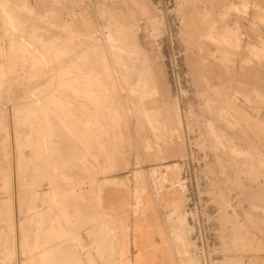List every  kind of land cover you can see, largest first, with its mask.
I'll return each instance as SVG.
<instances>
[{"label":"rangeland","instance_id":"rangeland-1","mask_svg":"<svg viewBox=\"0 0 264 264\" xmlns=\"http://www.w3.org/2000/svg\"><path fill=\"white\" fill-rule=\"evenodd\" d=\"M259 160L264 0H0L1 264H264Z\"/></svg>","mask_w":264,"mask_h":264},{"label":"crops","instance_id":"crops-1","mask_svg":"<svg viewBox=\"0 0 264 264\" xmlns=\"http://www.w3.org/2000/svg\"><path fill=\"white\" fill-rule=\"evenodd\" d=\"M162 81V79H161ZM163 85V81H162ZM233 148L241 150L243 154H247L249 157L254 158L256 151H253V145L250 143L248 150H242L233 145ZM259 162H264L260 161ZM151 220V219H150ZM149 219H139V225L136 223L133 218H123L122 215H119L117 224L127 226L128 230L122 231L118 229L115 234L114 246L115 251L118 253V262L117 264H129L127 261L128 256H122L120 253L131 252L132 264H168V257L161 252L158 254L157 248H154V245L159 243V237L154 233L153 227ZM144 225V226H142ZM4 250V249H3ZM8 251L16 253V260L12 261L11 264H22L23 256L21 251H24L23 245L17 243L15 248L14 245H11ZM2 251L0 246V252ZM136 255V257H135ZM0 258H3V256ZM2 260L0 261L1 264ZM3 264V263H2ZM71 264V263H70Z\"/></svg>","mask_w":264,"mask_h":264},{"label":"bare ground","instance_id":"bare-ground-1","mask_svg":"<svg viewBox=\"0 0 264 264\" xmlns=\"http://www.w3.org/2000/svg\"><path fill=\"white\" fill-rule=\"evenodd\" d=\"M111 16V15H110ZM117 17V16H116ZM118 18V17H117ZM135 22V21H134ZM137 22V21H136ZM115 27H116V29H118V30H120V31H123L124 33H126L127 34V31H129L131 34L133 33V37L134 38H136V32H135V30L133 29V28H131L129 25H127L126 23H118L117 22V24H115ZM138 28V27H137ZM49 30V29H48ZM53 31V30H52ZM129 36V35H128ZM123 46V45H122ZM134 46V45H133ZM137 46V45H136ZM138 47V46H137ZM135 48V47H134ZM124 49H125V51L127 50L125 47H124ZM130 50V49H129ZM138 50L139 51H143V49L142 48H139L138 47ZM132 51H133V49H132ZM123 53V52H122ZM125 53V52H124ZM114 54V53H113ZM115 55H117V54H115ZM118 56V55H117ZM116 59V58H115ZM121 60V59H120ZM129 67V66H128ZM133 68H135L134 66H133ZM134 78V77H133ZM138 79V78H137ZM155 79V78H154ZM154 79H152V81H154ZM134 80V79H133ZM136 80V79H135ZM134 80V81H135ZM93 82V81H92ZM161 89V88H160ZM264 190V189H263ZM26 193V192H25ZM262 193H264V192H261L260 194H262ZM127 256V255H126ZM138 264H139V262H138Z\"/></svg>","mask_w":264,"mask_h":264}]
</instances>
